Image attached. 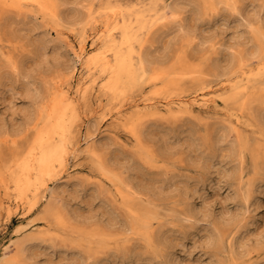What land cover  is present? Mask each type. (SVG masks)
Segmentation results:
<instances>
[{"label": "bare ground", "instance_id": "obj_1", "mask_svg": "<svg viewBox=\"0 0 264 264\" xmlns=\"http://www.w3.org/2000/svg\"><path fill=\"white\" fill-rule=\"evenodd\" d=\"M94 1L0 0V18L5 12L12 11L17 13L16 18L24 25L33 22L32 31L36 33L39 29L42 30L39 35L43 33L37 45L40 50L45 45L46 30L49 28L55 31L58 37L55 47L64 42L72 50L76 63L81 64L82 71L85 72H80L75 79V66L71 69L65 67L68 75H58L43 81L41 86L35 85L31 83L33 78L30 73L23 71L18 60L11 54L6 55L0 47V88L10 90L13 89L12 83L8 85L11 80H28L25 83V96L34 106V112L24 116L25 127L8 129L3 123L0 125V138H13L10 155L0 157V212L3 211L9 217L13 214L20 215L23 219L35 213L39 216L40 223L34 226L31 217L27 220H30L28 224L20 223L15 227L16 236L5 248L11 249V252L0 257V264H34L31 259L37 254L35 251L38 247L55 251L61 249L64 252L70 249L67 245L57 248L55 241L58 238L68 241L67 235L84 225V218L71 210L68 199L71 193L67 186V178L71 176L70 168L74 166L72 163L80 154L90 158L93 173L85 175L83 181H70L71 185L76 189L82 187L84 190H91L92 194L96 193L100 197L101 202L107 200L105 192H109L113 202L119 203L126 214L122 228H113L112 225L98 230L86 239L90 243L96 241L100 248L109 247L114 240L117 242L116 250H124L129 242L127 236L133 235L138 236L148 250L159 252L161 242L168 239L165 233L167 225L160 208L149 200L146 204L139 202L140 188L138 190L130 183L129 175L123 177L117 173L108 158L102 155L105 146L101 149L93 141L99 124L108 115H114L136 141L134 153H122L132 165L136 164V157L150 165H155L159 160H155L142 143L141 132L149 120L177 122L187 117L203 121L211 119L212 116L219 117L221 122L213 131L214 150L226 147L235 158L234 161L240 160L232 169L231 176L239 182L236 196L240 198L245 210L255 199L258 182L250 177L245 179L248 171L244 167L243 159L245 153L254 154L252 173L264 170V162L259 165L258 161L264 155V0H171L154 10L145 9V0H135L133 8L137 6L135 9L139 12L145 7L142 9L144 14L137 12L127 16L121 14L119 6H107L94 13ZM249 7H256L252 14L248 11ZM70 12L72 13L69 14ZM38 15L44 20L45 26L44 23L38 24L36 20H32ZM223 15L243 27L235 47L243 46L246 42L243 36L246 35L254 47L251 53L238 49L234 54L225 55L227 58L223 61L219 54L221 50L217 52L212 46V37L202 39L205 44L210 45L207 50L201 48L198 53L193 50L197 32L202 33ZM144 20H149V25L145 32H141L144 29ZM168 33H178L177 42L180 45L176 50L177 59L172 64L169 58L154 61L153 51L159 46L162 36ZM235 47L230 45L229 49ZM189 50L198 57L216 54L209 64L203 61L194 66L184 59L187 58L185 54ZM186 80L190 82L186 83ZM188 84L189 89L186 87ZM132 88L139 93H129ZM149 88L153 89L152 96L146 93ZM95 93L98 115L94 110L90 111V116L83 115L81 102L89 101ZM103 97H107L112 103L118 101L120 106L115 108L114 113L113 107L102 103ZM253 103L262 107L256 116L250 108ZM187 121L184 126L188 125L194 130L195 126ZM222 122L227 126L222 125ZM184 126H180L178 131H182ZM29 127L31 130H28ZM249 128L257 137L263 138V141L257 140L252 146L245 133ZM21 135H26L24 146L19 145L15 139ZM113 140L115 145L120 138L114 134ZM209 156H200L199 159L205 162V159H210ZM93 178L98 180L96 185L89 183ZM105 185L110 189H106ZM92 187H96V191ZM191 206L187 203L183 212L173 216L174 224L176 222L182 225L187 234L194 232L198 218L195 215L199 214ZM240 222H235L229 233L216 222L212 223L214 235L210 239L216 245L217 252L226 253V257H221L217 264H246L249 259L246 252L238 254L235 250L236 233L241 227L234 233L233 229ZM31 224L30 231L20 236ZM155 224L158 225L155 227ZM94 236L95 239L90 240ZM113 248L105 254L109 258ZM143 250L145 251L144 248ZM131 253L138 263L143 262L142 258H138L141 254L139 250ZM168 255L166 252L158 256V260L161 259L158 264H169ZM80 259H73L70 264H100L103 258H96L93 263L91 256Z\"/></svg>", "mask_w": 264, "mask_h": 264}, {"label": "rangeland", "instance_id": "obj_2", "mask_svg": "<svg viewBox=\"0 0 264 264\" xmlns=\"http://www.w3.org/2000/svg\"><path fill=\"white\" fill-rule=\"evenodd\" d=\"M170 1L171 0H145L147 6L143 8H150L153 10L159 9L164 3ZM134 2L135 0H95L93 9L95 13L107 6H119V10L122 12L121 14L123 16L135 15L138 10L135 9L137 6L133 8ZM257 4H260V2ZM257 4L255 6H257ZM66 8L70 7L66 6ZM143 8L140 9L138 14H144V11H142ZM253 8L256 9V7ZM253 8H248L251 14L253 13ZM71 13L72 12L69 14ZM16 17L17 13L12 11H7L2 14L0 18V47L3 48L6 55L11 54L18 60L23 71L30 73V77L33 78L32 84H40L39 86H41L43 81L51 80L58 75H68L69 72L66 71L67 67L71 69L75 66V79L79 77L80 72L85 74V72L82 71L81 64L76 63L72 50L69 49L64 42H61L60 46L55 47V43L58 40L55 31L49 29L47 26L48 29L45 32L47 35L44 34L46 35L44 41L45 45L44 48L40 50L37 45L43 33L39 35L40 30L38 29L36 30L38 32H36V34L35 31L33 32L31 29L33 22H27L28 24L24 25ZM32 20H36L38 24L44 23L40 15ZM142 24L144 25V29L141 32H145L149 25V20L148 22L144 20ZM43 25L45 26V23ZM199 27L201 29V26ZM41 32L42 30L40 33ZM141 32H138V34ZM242 32L243 27L240 24L232 21L229 17H226V15H223L222 18H218L214 21L211 27L205 28L202 33L199 31L197 32V37L194 40L195 48H193V50H195L196 53H198L201 48L207 50L210 45L205 44L202 39L212 37L214 40L212 41V46L217 49V52L221 50L219 54L222 56L221 59L223 61H226L225 58H227V56L224 57L225 55L234 54L238 49H243L242 51L247 50L248 53H251L254 47L251 45L250 39L246 35L243 36L246 41L243 46L240 48L235 47ZM177 39L178 33H168L162 36L158 44L159 46L153 51V60L159 62L163 58H169L171 64L175 62L178 56L176 50L180 45ZM220 45L222 46L220 47ZM230 45H233L236 49H229ZM36 51L41 53L39 54V52ZM193 53L194 52L189 50L185 54L187 58H183L188 61V64L194 66L200 65L203 61L209 64L210 60L213 59L216 54L198 57ZM27 81L26 79H22L19 82L11 80L8 85L12 83L13 89L3 90L0 88V125L3 123L2 125L8 129L25 127L26 122L24 121V116L26 117L29 113L34 112V106L25 96V83ZM189 82L190 81L186 80V83ZM186 87H190V84ZM152 91L153 89L149 88L146 93L152 96ZM130 92L133 94L139 93L138 90L134 88L129 90V93ZM96 95L97 93L93 94L91 99L87 102H81L83 106V115L90 116L91 110H94L93 112L98 115L99 108ZM102 103L107 104V107H113L114 110L112 113L115 112V108L120 106L118 101L112 103L107 97L102 98ZM250 108H252V114L254 116L260 113L262 109L258 103H253ZM188 119L189 118L186 117L177 122L157 119L155 121L149 120L145 123V129L141 132L142 143L146 149L152 153L155 160L159 159L158 162L156 161L155 165L147 164L139 157L135 158L134 161L136 164L134 165L127 161L128 159H125L122 153H134L136 151V141L124 130L122 123L117 121L114 115H108L106 120L99 124L96 138L93 140L101 149L105 146L102 155L108 158L117 173L119 172L123 177L129 175L130 183H132L136 189L138 188L139 190L140 188L141 192L138 196L141 200H139V202L146 204L149 200L160 208L163 220H165L167 225L165 233L168 235V239L161 242L162 244L159 245V252L157 250L158 253L153 252L151 249L148 250L143 241L140 240L138 236L133 235L127 236L129 242L126 243L127 248L124 250H116L117 242L114 240L108 245L109 247L105 246L104 248H100L96 241L90 243L86 239L87 236H92L97 233L98 230L111 227L112 225L113 228L114 226L122 228L125 224L126 214L119 203L113 202V198H111L112 195L109 194V192H105L107 200L101 202L100 197L96 193L92 194L91 190H84L82 187L76 189L71 185L70 181H74L75 179L83 181L85 175H91L93 173V166L90 158L85 154H80L77 160L72 163L74 166L70 168L69 172L71 176L67 178V186L71 193V196L68 198L71 210L76 211L80 214L81 218H84L83 220L81 219L84 225L82 227L79 226L77 231L68 234V241H63L62 238L56 239L55 244L57 248L67 245L70 249L64 252L60 251L61 249H56L55 251L47 249L46 247H41L42 249L38 247L35 251L37 254L34 255L35 257H33L31 261L34 264H70L73 262V259L79 261L81 257L91 256L92 263L96 258H105L101 260L100 264H137L136 258H132V253L130 254V252L139 250L141 254L138 258H142L143 262L147 264H150V262L151 264H158L161 259L158 260L157 257L166 252L169 253V264H217L221 257H226V253L224 254V251L223 253L217 252L216 245H214V242L212 243L211 239L214 235L212 223L216 222L225 232L229 233V230L234 227L235 222L241 221L240 224L233 229L234 233L241 227L238 233H236V252L238 254L246 252L245 255L249 257L246 264H264V170L258 169V173H252L251 166L254 154H244V167L246 171H248L245 175V179L250 177L258 182V186L255 189V199L245 210L244 205L240 202V198L236 196V189L239 182L234 176H231L232 169L240 160L236 159V161H234L233 159L235 158H233L226 147H220L217 150H214L213 147L212 139L215 137L213 131L215 130L214 128L220 124V118L217 116L213 118L212 116L211 119L209 118L203 121L197 120L196 118ZM186 121L188 123L191 122L195 126V129L193 130L188 127V125L184 126ZM222 123V125L227 126L226 123ZM182 125L184 129L178 131ZM28 130H31V127H29ZM245 133L251 141L252 146L257 140L259 142L263 141V138L260 139V137L253 134L250 128L246 130ZM114 134L120 138V140H116L117 144L115 145L113 142ZM24 136L21 135L15 138L21 146H24L26 143V137ZM178 136L180 140H178ZM4 139L0 138L1 158L9 156L13 149L11 141L13 138L8 137ZM262 143L264 144V142ZM206 155H210V159H205V162L199 159L200 156L204 157ZM213 155H215L216 158ZM211 158H214L216 161ZM258 161L259 165H262L264 162V155L259 157ZM250 171L251 173L249 174ZM227 175L229 178H227ZM93 177L97 176L93 175ZM187 177H189V179ZM157 181L160 183H157ZM89 183L96 185L98 180L93 178L89 180ZM104 187L110 189L106 185ZM95 188L96 187H92V190L96 191ZM160 189L163 190V192ZM187 203H190L194 211L196 209L197 213H199L198 216L195 215L196 218L198 217L197 221H195V230L190 234L184 231L185 228L182 225L176 222L174 224L173 221V216L183 212ZM19 216L20 215L16 216L13 214L9 217L3 211L0 212V257L11 252V249L5 248L9 245L10 240L15 238L14 229L17 225L20 223L28 224L30 220H27L31 217L34 226L40 224L38 221L39 216H36L35 213L28 215L25 219ZM201 217L204 218L202 219ZM204 221H208V223ZM33 224L28 226L21 232V235H19L23 236L29 232ZM157 225L158 224H155V227ZM185 225H187V223H185ZM91 239L94 240L95 236L90 237V240ZM227 247L228 245L226 242L225 251H227ZM112 248L115 252L113 251L109 258V256L105 254ZM106 258L108 259L106 260ZM143 262L140 261L138 264Z\"/></svg>", "mask_w": 264, "mask_h": 264}]
</instances>
